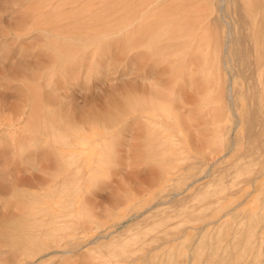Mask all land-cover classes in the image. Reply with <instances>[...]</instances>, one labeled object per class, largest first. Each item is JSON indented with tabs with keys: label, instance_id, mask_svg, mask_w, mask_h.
I'll return each mask as SVG.
<instances>
[{
	"label": "rangeland",
	"instance_id": "rangeland-1",
	"mask_svg": "<svg viewBox=\"0 0 264 264\" xmlns=\"http://www.w3.org/2000/svg\"><path fill=\"white\" fill-rule=\"evenodd\" d=\"M0 264H264V0H0Z\"/></svg>",
	"mask_w": 264,
	"mask_h": 264
},
{
	"label": "bare ground",
	"instance_id": "bare-ground-1",
	"mask_svg": "<svg viewBox=\"0 0 264 264\" xmlns=\"http://www.w3.org/2000/svg\"><path fill=\"white\" fill-rule=\"evenodd\" d=\"M258 2H259V1H258ZM255 4H256V3H255ZM255 6H256V5H255ZM245 16H246V15H245ZM249 17H250V16H249ZM255 22H256V21H255ZM253 27H254V26H253ZM254 29H255V28H254ZM224 173H225V172H224ZM227 173H228V172H227ZM261 176H262V175H260V177H261ZM257 177H259V176H257ZM251 179H252V178H251ZM253 179H254V178H253ZM253 179H252V183H254V182H253ZM258 179H259V178H258ZM249 181H250V180H249ZM249 181H248L247 183H250ZM256 181H257V180H256ZM255 183H256V182H255ZM255 183H254V185H255ZM252 185H253V184H252ZM178 195H179V194H178ZM228 214H230V213H228Z\"/></svg>",
	"mask_w": 264,
	"mask_h": 264
}]
</instances>
